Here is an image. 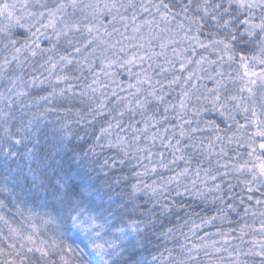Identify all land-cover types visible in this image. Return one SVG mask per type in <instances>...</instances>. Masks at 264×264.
Segmentation results:
<instances>
[{"label": "snow or ice", "instance_id": "6c2138e0", "mask_svg": "<svg viewBox=\"0 0 264 264\" xmlns=\"http://www.w3.org/2000/svg\"><path fill=\"white\" fill-rule=\"evenodd\" d=\"M260 209L264 0H0V264H264Z\"/></svg>", "mask_w": 264, "mask_h": 264}, {"label": "trees", "instance_id": "16d2710c", "mask_svg": "<svg viewBox=\"0 0 264 264\" xmlns=\"http://www.w3.org/2000/svg\"><path fill=\"white\" fill-rule=\"evenodd\" d=\"M125 171H126V169H125ZM237 220H239V218H237ZM237 220H234V221H233V224H232L233 227H237V228L239 227V224L237 223ZM258 220H259V219H256V221H258ZM248 222H249V223L252 222V218H251V217L248 218ZM165 223H167V221H165ZM169 226H171V225H169ZM176 235L179 236V232H177ZM168 247H172V244L169 243V244H168ZM153 250H154V249H151V247H150V251H153ZM160 250L163 251V244H162V242H161V248H160ZM157 254H158V253H157ZM144 255H148V253L146 252V253H144ZM165 255H166V253H165ZM149 258H150V256H149Z\"/></svg>", "mask_w": 264, "mask_h": 264}, {"label": "rangeland", "instance_id": "374dc122", "mask_svg": "<svg viewBox=\"0 0 264 264\" xmlns=\"http://www.w3.org/2000/svg\"><path fill=\"white\" fill-rule=\"evenodd\" d=\"M260 211H264V209H260ZM256 219H259V216H257V218ZM256 223H257V225L259 224V220L258 221H256Z\"/></svg>", "mask_w": 264, "mask_h": 264}]
</instances>
